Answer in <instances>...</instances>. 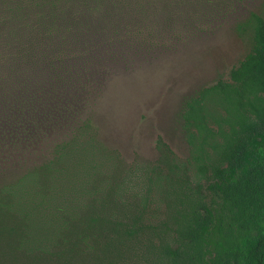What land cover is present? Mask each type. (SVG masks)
Segmentation results:
<instances>
[{
	"label": "trees",
	"instance_id": "trees-1",
	"mask_svg": "<svg viewBox=\"0 0 264 264\" xmlns=\"http://www.w3.org/2000/svg\"><path fill=\"white\" fill-rule=\"evenodd\" d=\"M242 1L172 0L164 20L205 31ZM132 3L0 0V136L25 138L74 113L61 96L33 107L74 85L72 70L55 68L66 58L52 55L104 34L110 19L118 35ZM245 26L244 59L183 108L191 160L179 163L159 139L155 162L128 163L77 118L39 162L6 175L0 264H264V16L251 13ZM45 70L52 80L30 93L31 75Z\"/></svg>",
	"mask_w": 264,
	"mask_h": 264
},
{
	"label": "rangeland",
	"instance_id": "rangeland-1",
	"mask_svg": "<svg viewBox=\"0 0 264 264\" xmlns=\"http://www.w3.org/2000/svg\"><path fill=\"white\" fill-rule=\"evenodd\" d=\"M131 1L118 35L112 33L110 19L105 33L91 41L87 38L81 45L60 41L61 52L57 50L52 59L66 58L63 64L56 61L55 68L72 70L74 85L53 87L45 96L39 95L33 107L50 105L61 96L74 113L25 138L0 136V181L39 162L65 139L71 120L77 118H90L102 142L118 150L128 163L155 162L159 139L169 145L179 163L191 160L183 108L200 90L227 78L244 59L250 50L245 22L251 13L264 16V0H243L205 31L183 29L184 33L165 23L164 12L174 11L173 6L165 7L172 0ZM47 71L31 75L30 93L41 92L42 76L52 80Z\"/></svg>",
	"mask_w": 264,
	"mask_h": 264
}]
</instances>
